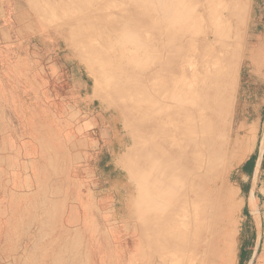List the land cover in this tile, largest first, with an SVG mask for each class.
<instances>
[{
  "label": "rangeland",
  "instance_id": "1",
  "mask_svg": "<svg viewBox=\"0 0 264 264\" xmlns=\"http://www.w3.org/2000/svg\"><path fill=\"white\" fill-rule=\"evenodd\" d=\"M131 1L0 0V264H197L198 255L162 251L158 239L188 187L201 210L220 224L232 220L226 264H264V166L243 169L253 155L256 163L264 134V65L257 71L251 61L264 37V0ZM122 30L131 39L121 40ZM86 51L121 96L106 97ZM201 82L231 85L229 146L255 128L250 152L228 170L193 145H171L173 122L194 137L197 113L181 101L194 103ZM131 124L181 179L153 172L156 208L145 215L144 241L133 213L137 184L114 164L134 148Z\"/></svg>",
  "mask_w": 264,
  "mask_h": 264
},
{
  "label": "bare ground",
  "instance_id": "2",
  "mask_svg": "<svg viewBox=\"0 0 264 264\" xmlns=\"http://www.w3.org/2000/svg\"><path fill=\"white\" fill-rule=\"evenodd\" d=\"M90 1L92 0H87V4ZM125 1L128 2L130 0ZM132 1L134 3L139 2V4L143 3L141 0ZM160 1L161 0H159V2ZM144 3L148 4L147 0H144ZM135 14L139 19L140 15L137 12H135ZM236 14L229 13L228 16L229 19H233L235 25L238 26L241 21L236 18L239 16ZM89 16L90 15L87 14L88 18ZM95 16L92 14V17H94L95 20L101 21L102 17L99 15ZM138 21L133 22L138 25ZM81 27V25H78L75 31H79ZM120 36L123 41L125 39H131L125 30L120 32ZM229 46L230 50L228 51V54L230 59L232 61H236L237 57H239L240 51L239 41L233 39L231 40V45ZM82 60H84L95 73L99 74V84L108 94L106 97L116 98L121 96L120 90L111 88L109 76L104 72L103 67L100 65L99 61L92 56L90 51H86L82 55ZM219 60H222V56L219 57ZM251 61L254 69L261 71V68L264 65V37L259 39V46L251 54ZM113 72H117V69L114 66ZM229 80L232 82L231 79ZM200 85L195 93L196 101L194 103H189L188 105L186 99L185 103L181 101L182 107L185 109L184 111H187V107L191 106L192 111L197 113L193 121L194 137L185 136L182 127L179 128L178 124L173 122V125L171 126V145L173 146L175 142L178 146L184 144H188L190 146L193 145L197 148L196 150L204 151V154L208 159V163L223 165L222 169H226L227 167L226 170H228L242 161L250 152L249 145L251 142V135L254 134L255 128H248L247 132H245V136L236 137L235 143L232 146H229V140L225 141V138H227L228 127L231 128L233 125L232 108L230 107L231 102L229 97L231 93V85L229 87L222 88L202 84V82ZM172 101L176 103V99L174 97L172 98ZM172 111V114H176L177 107L172 109ZM175 118L178 119V117ZM196 119L197 122H195ZM197 125H199V127ZM132 126V132L135 135L134 148L132 151H128L126 154L116 158L114 164L117 168L125 171L129 179L137 184L138 204L134 205L133 213L140 216L136 226L140 241H144L147 238L145 215L149 213L150 209L154 211L156 208L155 206L153 207L151 203L153 188L155 186V181L152 179L153 172L159 168L161 170L165 169V173L167 175H163L165 179H170L171 181L173 180V182L177 183L181 179L180 177L178 178L177 174H174V165L171 161L167 160L164 162V165H162L161 162L155 160L157 159V155L153 152V150L157 153L158 150L154 146L152 150V142L149 143V137L140 131L142 128L139 129V125ZM140 127L142 126L140 125ZM221 147L223 149L222 156H220ZM263 148L264 134L262 136L259 157L262 155ZM224 173L225 172L222 174ZM213 185L214 182L211 186H209V188H212ZM189 193L193 194L194 199L190 200L188 197ZM178 196H180V199L176 201L175 204L170 206L169 209L171 213L168 214V218L165 223H160L161 226L166 225L164 232H160L158 236V239L163 241V247L161 250L163 251L166 249L168 252H176L178 249L184 248L189 253V256L194 254L199 256L196 261L197 264H203L204 262L206 264H226L229 262L234 250V226L232 224V220H228L227 223H222V225L215 217H212L211 214L201 210L199 203L196 202L198 194L195 193V190L191 187L185 188ZM232 210L233 209L231 208V211ZM159 229H161V227L155 228V231L158 232ZM139 253H143V250H139Z\"/></svg>",
  "mask_w": 264,
  "mask_h": 264
},
{
  "label": "trees",
  "instance_id": "3",
  "mask_svg": "<svg viewBox=\"0 0 264 264\" xmlns=\"http://www.w3.org/2000/svg\"><path fill=\"white\" fill-rule=\"evenodd\" d=\"M255 159H256V157L254 155L251 156L250 159L243 166V169H244V171H245L246 174H248V175L250 174L251 170L250 169H247V167H248V165H250L251 167L252 166L254 167V165H255V163H254L255 162ZM263 166H264V151H263V156H262V160H261V167H263ZM258 170H259V168H258ZM243 254H244V251H241V253H240V261H241V259L243 257Z\"/></svg>",
  "mask_w": 264,
  "mask_h": 264
},
{
  "label": "crops",
  "instance_id": "4",
  "mask_svg": "<svg viewBox=\"0 0 264 264\" xmlns=\"http://www.w3.org/2000/svg\"><path fill=\"white\" fill-rule=\"evenodd\" d=\"M263 153V152H262ZM261 157H262V155L259 157L258 156V158H257V160H256V163H255V168H254V173H256V172H258V168H259V163L261 162ZM252 197V195H249V197ZM254 197V196H253ZM255 199V198H254ZM252 200H253V198H252ZM252 205H253V203H252Z\"/></svg>",
  "mask_w": 264,
  "mask_h": 264
}]
</instances>
